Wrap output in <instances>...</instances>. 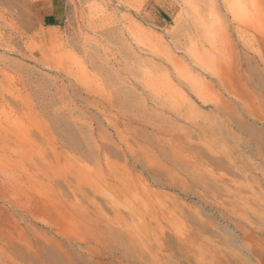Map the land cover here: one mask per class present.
I'll use <instances>...</instances> for the list:
<instances>
[{"label": "rangeland", "instance_id": "obj_1", "mask_svg": "<svg viewBox=\"0 0 264 264\" xmlns=\"http://www.w3.org/2000/svg\"><path fill=\"white\" fill-rule=\"evenodd\" d=\"M0 264H264V0H0Z\"/></svg>", "mask_w": 264, "mask_h": 264}]
</instances>
